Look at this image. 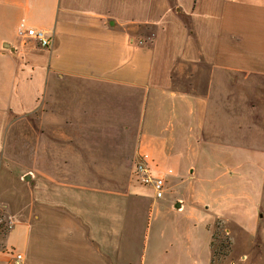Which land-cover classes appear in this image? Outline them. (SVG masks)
<instances>
[{
    "label": "crops",
    "instance_id": "crops-1",
    "mask_svg": "<svg viewBox=\"0 0 264 264\" xmlns=\"http://www.w3.org/2000/svg\"><path fill=\"white\" fill-rule=\"evenodd\" d=\"M22 22L51 47L18 37ZM44 108H55L54 122ZM39 110L51 136L23 139L38 169L15 166L20 120ZM165 112L178 120L168 137L157 122ZM98 113L115 118L100 140L91 135L102 129ZM196 113L193 125L185 120ZM69 124L76 136L65 134ZM193 126L198 158L212 138L264 154V0H0V208L14 222L0 232V264H134L128 223L134 231L144 196L131 180L113 189L69 176H91L75 162L127 160L134 129L137 159L165 178L166 192L172 170L196 175L183 163L193 150L178 147ZM63 159L72 163H50ZM203 198L190 208H209ZM179 202L173 209L185 211Z\"/></svg>",
    "mask_w": 264,
    "mask_h": 264
},
{
    "label": "rangeland",
    "instance_id": "rangeland-1",
    "mask_svg": "<svg viewBox=\"0 0 264 264\" xmlns=\"http://www.w3.org/2000/svg\"><path fill=\"white\" fill-rule=\"evenodd\" d=\"M148 42L142 40L141 46L150 44ZM45 109L48 111V117H53L52 122H54L57 118L55 108H44L43 111H46ZM166 113H160L157 122L158 126L162 127L160 131L168 137L173 133L174 124L176 125L178 120H172ZM96 115L97 123L102 129L91 130V135L94 134L100 140V133L103 132L105 124L110 122L108 118H115L111 113H106L105 117H99L101 113ZM197 115L198 113L185 120L192 122L193 125ZM46 118V114L39 110L31 118L20 120L23 124L15 134L17 141L13 146V165L38 169L36 162L32 161L37 150L34 145L29 143L25 145L23 139L26 138L29 142L31 138L51 136L50 133L46 134ZM67 119L69 123H73L71 116ZM68 126L65 134L76 136L77 130L72 129L70 124ZM176 130L178 131V127ZM85 131L87 134L89 130ZM180 131L183 135V130ZM128 132L133 133L129 135L131 143L125 149L130 154L127 160L100 159L94 162H75L81 166L80 172H90L91 176L81 175L78 178L69 176V180L77 179L83 184L108 186L113 189L125 187V183L131 180L134 189L141 192L145 200L143 201L145 205L140 210L141 220L134 227V231L128 223L129 232L136 235L134 264H264V154L241 153L231 143L216 144L215 138H212L207 142L208 144H202V147L208 149L198 158L195 155V150L198 148V128L194 127L192 134L186 130V144L184 140L178 147L183 152L186 146L193 150L186 156L188 160L185 159L183 163L195 164L196 175L193 180L188 181L181 175L183 172L172 170L169 176L174 178L175 183L167 186L162 199H156L154 193L149 192L138 182L135 175H132L139 157L138 159L136 157L137 144L133 149L134 138L131 140L135 130L128 129ZM102 147L97 144L95 152L105 157ZM63 161L50 163L57 168L63 164L66 168V164L72 163L67 159ZM4 164L7 165L6 167L9 165L6 161ZM187 177L192 178V176ZM201 186L206 191H202ZM199 197L201 199L204 197L208 210L194 209L195 202L200 200ZM179 199H182L186 205V210L183 212L173 209V205L176 207V204L180 203ZM192 204L193 209L190 208ZM0 217L3 218L0 232L5 234L10 228L4 224L10 221L13 227L14 222L6 208H0Z\"/></svg>",
    "mask_w": 264,
    "mask_h": 264
},
{
    "label": "built area",
    "instance_id": "built-area-1",
    "mask_svg": "<svg viewBox=\"0 0 264 264\" xmlns=\"http://www.w3.org/2000/svg\"><path fill=\"white\" fill-rule=\"evenodd\" d=\"M18 37L23 39L35 40L43 48H50L52 45V40L46 36L44 31H37L33 28H29L24 22L20 23L17 29ZM134 175L138 182L147 187H151L154 190V195L156 199H162L165 195L166 180L163 177L155 176L149 161L145 159L138 160L135 165ZM0 224H3V218L0 217ZM8 228L12 227L10 221L4 224ZM22 259L21 255H17V260Z\"/></svg>",
    "mask_w": 264,
    "mask_h": 264
},
{
    "label": "trees",
    "instance_id": "trees-1",
    "mask_svg": "<svg viewBox=\"0 0 264 264\" xmlns=\"http://www.w3.org/2000/svg\"><path fill=\"white\" fill-rule=\"evenodd\" d=\"M212 248L214 249L215 247H214V244L212 245ZM214 252V251H213Z\"/></svg>",
    "mask_w": 264,
    "mask_h": 264
},
{
    "label": "water",
    "instance_id": "water-1",
    "mask_svg": "<svg viewBox=\"0 0 264 264\" xmlns=\"http://www.w3.org/2000/svg\"><path fill=\"white\" fill-rule=\"evenodd\" d=\"M177 207L179 208L180 206L178 205Z\"/></svg>",
    "mask_w": 264,
    "mask_h": 264
}]
</instances>
